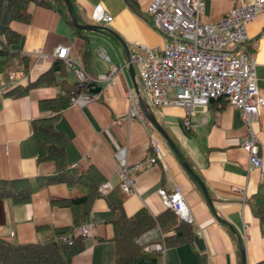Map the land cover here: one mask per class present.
<instances>
[{"label":"crops","instance_id":"obj_1","mask_svg":"<svg viewBox=\"0 0 264 264\" xmlns=\"http://www.w3.org/2000/svg\"><path fill=\"white\" fill-rule=\"evenodd\" d=\"M150 1L74 0V3L84 23L110 27L124 39L129 51L145 54L143 48L134 44L139 40L160 54L166 37L153 24L147 10ZM253 1L206 0L201 20L216 22L237 3ZM97 5L113 15L111 22L103 24L93 19V9ZM30 10L29 23L11 22V27L21 35L20 41L12 47L24 52L30 63L28 73L14 84L25 85L35 80L52 64L54 59L41 60L33 52L36 49L50 54L58 45H67L71 59L82 61L84 40L58 11L34 4ZM247 33L242 49L255 62L256 82L264 96V11L247 23ZM85 34L90 38L94 53L92 75L114 65L119 71L111 89L100 92L97 98L85 104L71 103L61 111L56 128L68 140L65 155L69 166L77 170L94 167L101 175V182L110 179L116 185L121 149L130 163L152 158L151 164L136 173L134 190L124 199L123 208L128 216L142 208L153 217L158 216L166 209L158 189L163 187L166 193H171L175 186L180 189L193 217L191 224L195 233L191 241L166 246L157 264H258L264 260V224L254 213L251 203L258 192L264 193V108L253 124L263 165L251 167L248 152L241 144L246 127L239 108L225 97L215 98L206 111L195 106V114L190 116L193 132L188 134L180 125L185 116L182 107H158L159 116L152 110L150 95L141 89L139 65L133 63V80L125 48L117 37L107 31L88 29ZM69 69L76 77L73 68ZM59 92V86H39L18 97L0 93V178L26 177L33 185L27 202L0 198V237L13 242L42 241L53 235L55 227L71 224V208L59 201L86 190L81 181L73 184L55 181L43 185L39 178L53 174L56 164L52 160L37 161L31 120L44 115L38 100L54 97ZM131 97L136 98L137 113L129 117ZM140 101L149 104L165 128V124H169L170 132L166 130L205 186L206 193L145 117ZM110 213L105 196H96L86 219L89 234L85 237V247L73 257L71 264H115L114 228L107 220ZM160 234L155 239L160 238ZM240 242L245 251V263Z\"/></svg>","mask_w":264,"mask_h":264},{"label":"built area","instance_id":"obj_2","mask_svg":"<svg viewBox=\"0 0 264 264\" xmlns=\"http://www.w3.org/2000/svg\"><path fill=\"white\" fill-rule=\"evenodd\" d=\"M205 7L206 0H151L147 10L155 27L166 37L164 48L158 54L135 40L134 44L143 48L145 54L130 51L127 63L139 65L143 90L150 94L151 103L160 108L171 105L182 107L185 110L183 123L186 125L192 124L190 116L195 114V106H201L206 111L211 97H225L241 110L246 127L241 144L248 152L249 165L260 167L263 161L259 156L258 138L253 124L259 120L264 108V96L260 94L256 82L255 62L242 49V44L248 38L247 23L264 11V0L237 3L228 14L213 23L201 20ZM92 17L103 24L113 19V15L101 5L93 9ZM33 52L41 60L62 58L73 68L81 83H88L91 87L101 86L98 92L76 94L72 104H85L97 98L100 92L111 89L116 82L119 71L117 65L91 75L85 71L82 61L71 59L67 45H58L50 54L38 49ZM4 90V86L0 87V93ZM135 104L136 98L131 97L129 117L137 113ZM152 143L158 151L154 139ZM118 158L120 186L123 191L132 192L136 173L151 164L152 158L130 163L124 149L119 151ZM113 187L114 183L107 179L99 185L98 191L105 195ZM158 193L165 206L172 208L181 219L189 222L193 220L184 195L177 186L171 193H166L160 187ZM159 232L157 225L135 237V242L145 249L163 251L166 248L163 234L160 232V238L155 239ZM79 233L83 236L89 234L87 222L80 225Z\"/></svg>","mask_w":264,"mask_h":264},{"label":"trees","instance_id":"obj_3","mask_svg":"<svg viewBox=\"0 0 264 264\" xmlns=\"http://www.w3.org/2000/svg\"><path fill=\"white\" fill-rule=\"evenodd\" d=\"M71 2L78 21L84 23L78 15L74 0ZM32 4L58 11L61 18L83 38L82 64L87 73L93 74L94 53L90 38L85 34L86 29L74 25L65 0H9L4 24L0 28V86L11 85L5 94L14 97L26 95L34 87L59 86L60 92L56 96L38 100V107L44 115L31 120L37 161L52 160L56 164L53 174L39 178L43 180L41 182L43 185L55 181H64L68 184L81 181L86 190L59 201L71 208L72 222L69 225L55 227L53 235L49 238L37 242L19 243L0 237V264H71L73 257L85 247V236L81 235L78 229L86 221L93 199L100 196L98 186L101 183V175L94 167L77 170L69 166L65 155L68 140L65 134L56 128V122L61 111L71 104L72 98L80 92H89L90 87L88 83H81L79 80L70 81L71 71L60 58L54 59L50 67L35 80L25 85L14 84L15 80L28 73L30 63L27 56L21 55L19 50L12 47L20 41L21 35L11 27V22L17 20L29 23L32 18L30 10ZM5 5L6 0H0V23L4 17ZM214 99L211 97L209 104ZM180 125L186 133L193 132L191 125L184 124L183 119ZM32 191V180L29 178H0V198L24 203L30 199ZM126 195L120 184H116L105 195L111 210L107 220L114 228L112 240L115 246V264H157L161 251L145 249L143 245L135 242L136 236L156 224L164 234L163 240L166 246L192 240L195 228L191 222L182 220L170 207L155 217L145 208L128 216L123 208ZM251 203L254 213L264 224V193L258 192ZM258 264H264V260L259 261Z\"/></svg>","mask_w":264,"mask_h":264},{"label":"water","instance_id":"obj_4","mask_svg":"<svg viewBox=\"0 0 264 264\" xmlns=\"http://www.w3.org/2000/svg\"><path fill=\"white\" fill-rule=\"evenodd\" d=\"M8 1L6 0V5H5V11H4V17L3 20L0 23V28L3 26L4 24V20L6 17V13H7V5H8ZM67 3V8H68V12L71 16V19L74 23V25L78 28H83V29H88V30H94V31H107L110 32L111 34H113L115 37H117L121 43L123 44L124 48H125V52H126V56L127 59H129V48L127 46V43L124 41V39L117 33L115 32L113 29H111L110 27H107L105 25H99L96 23H81L78 21L77 18V14L75 13L74 10V6L71 2V0H65ZM129 69L131 70V75L133 77V80L135 78V74H134V70H133V64L130 63L129 64ZM135 87L137 88V84H135ZM138 89V88H137ZM100 90V86L99 85H95L91 88L92 92H98ZM141 100V98H139ZM140 106H141V110L143 111L145 117L148 119V121L154 126V128L157 130V132L165 139V141L169 144V146L174 150V152L177 154V156L179 157L182 165L186 168V170L197 180L200 182L204 192L206 193V189L205 186L202 184L201 180L199 179V177L196 175V173L194 172V170L192 169L191 165L188 163L187 160L184 159L181 151L179 150L178 146L176 145L175 141L173 140V138L171 137V135L168 133V131L165 129V127L161 124V122L157 119L156 115L154 114L153 111H151L149 104L148 103H143L140 101ZM207 196V200L210 203V205H212V201L210 199V197ZM240 246H241V255H242V260L243 263H245V251L243 248L242 243L240 242Z\"/></svg>","mask_w":264,"mask_h":264},{"label":"rangeland","instance_id":"obj_5","mask_svg":"<svg viewBox=\"0 0 264 264\" xmlns=\"http://www.w3.org/2000/svg\"><path fill=\"white\" fill-rule=\"evenodd\" d=\"M105 44H107V41H105ZM69 78L72 79V78H76V77L73 76V75H71V73H70ZM140 84H141V89L143 90L144 88H143L142 82H141ZM145 92H146V91H145ZM147 93H148V92H147ZM147 93H146V95L149 94V93H148V94H147ZM149 95H150V94H149ZM149 95H148V96H149ZM151 108H152V110L155 112V114H156L157 116L160 115V114H159V113H160V112H159L160 109H159L157 106H155L153 103H151ZM165 126H166V128L168 129V131H169V128H170L169 124H165ZM178 126H179V125H178ZM166 128H165V129H166ZM176 129L179 130L180 128L176 126ZM169 132H170V131H169Z\"/></svg>","mask_w":264,"mask_h":264}]
</instances>
